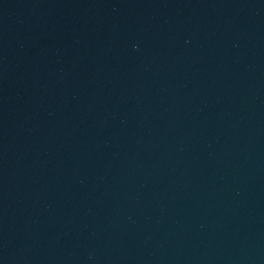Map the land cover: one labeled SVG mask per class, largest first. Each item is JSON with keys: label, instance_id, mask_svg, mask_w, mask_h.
<instances>
[{"label": "water", "instance_id": "water-1", "mask_svg": "<svg viewBox=\"0 0 264 264\" xmlns=\"http://www.w3.org/2000/svg\"><path fill=\"white\" fill-rule=\"evenodd\" d=\"M0 264H264V0H0Z\"/></svg>", "mask_w": 264, "mask_h": 264}]
</instances>
